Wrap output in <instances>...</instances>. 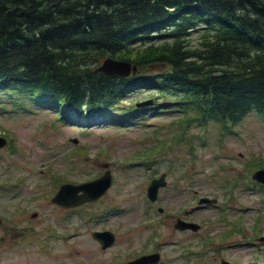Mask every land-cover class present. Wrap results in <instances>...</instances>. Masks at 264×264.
Returning a JSON list of instances; mask_svg holds the SVG:
<instances>
[{
	"label": "rangeland",
	"instance_id": "1",
	"mask_svg": "<svg viewBox=\"0 0 264 264\" xmlns=\"http://www.w3.org/2000/svg\"><path fill=\"white\" fill-rule=\"evenodd\" d=\"M197 38L196 34L191 36L192 45L196 46ZM153 68L156 73L166 69L160 64H153ZM142 90L143 87H138L127 91L122 105L147 100L150 94ZM12 103V98L0 95V104L5 106L0 109V137L3 131L10 132L5 135L15 149L10 152L11 143L0 148V186L7 183L0 187V214L23 225L30 216L20 217L22 209L37 212L32 219L38 234L33 231L32 235H21L14 233L8 224L1 226L0 234L5 233L8 242L0 250V264H119L121 259L116 260L119 256L131 257L135 252L137 256L158 252L159 264H219L220 260L230 264H264V259L257 258L264 250V245L257 242L258 236H264V197L258 187L245 188L251 186L248 173L260 165L256 157L264 160V118L257 113L251 112L230 131L210 122L206 128L194 126L189 130L192 133H186L183 121L180 131L173 129L172 121L182 116V110L178 109L173 110L178 113H148L143 121L121 125L115 124L116 119L76 118L72 114L79 123L70 124L64 123L63 112L35 105H29L28 112L12 107ZM142 113L137 112L135 119L142 118ZM70 139H77L79 144L67 142ZM179 143L183 145L176 147ZM192 145L189 154L187 150ZM82 146L88 152L62 160L71 156L73 147ZM152 162L155 163L145 164ZM49 168L54 172L50 175L51 188ZM105 169L110 170L113 180L103 198L75 207L79 210L76 213L49 201L62 185L92 182ZM161 174H165L166 184L159 190L157 201L151 203L146 199L149 179ZM232 178H239L237 188L221 187ZM20 179L22 182L16 185ZM230 185L235 186L236 181ZM231 191L234 199L230 201ZM200 198L217 202L195 208ZM85 207L86 214L94 213L93 218L85 216ZM159 207L173 217L163 221ZM222 213L230 221L240 220V230L223 244L219 239L215 244L212 238L226 229L225 224L217 221ZM178 216L198 224L200 229L195 233L178 232L173 227ZM260 216V230L251 239L253 230L258 228L252 227ZM152 220L162 225L157 231L161 236L149 244ZM47 227L79 235L67 242L45 243ZM94 231L112 232L113 246L101 250L92 237ZM207 236L212 237L210 249L199 251V239ZM189 243L193 254L187 258L183 246Z\"/></svg>",
	"mask_w": 264,
	"mask_h": 264
},
{
	"label": "trees",
	"instance_id": "2",
	"mask_svg": "<svg viewBox=\"0 0 264 264\" xmlns=\"http://www.w3.org/2000/svg\"><path fill=\"white\" fill-rule=\"evenodd\" d=\"M107 58L135 74L96 71ZM138 87L181 94L199 124L264 114V0H0V95L112 121Z\"/></svg>",
	"mask_w": 264,
	"mask_h": 264
},
{
	"label": "water",
	"instance_id": "3",
	"mask_svg": "<svg viewBox=\"0 0 264 264\" xmlns=\"http://www.w3.org/2000/svg\"><path fill=\"white\" fill-rule=\"evenodd\" d=\"M131 70L134 71L135 68L134 67L131 68L130 64L112 61L111 59H106L104 60L103 64L98 68L97 71H102L107 75L118 74L121 76H127ZM4 143H5L4 140L0 139V147H2ZM255 178L258 181L264 183V171H258L255 175ZM162 179L163 176L160 180L154 181L148 190V196L152 201L156 199L158 188L164 185ZM109 184H110V174L106 173V175L103 178L91 184L82 185L78 187L65 186L61 188L60 192L53 199V202L65 207L76 206L84 201H91L96 199L105 191V189L109 186ZM80 189L84 190L83 200L81 199L79 200V198H77L75 195L76 192ZM201 202H207V201L202 200ZM175 228L180 230H185V229H192L194 231L198 230L197 225L185 223L180 220L177 221ZM93 236L103 244V247H106L113 242V236L109 233H101V234L95 233L93 234ZM260 241H264V238H261ZM157 261H158V256L154 255V256L140 258L128 264H156Z\"/></svg>",
	"mask_w": 264,
	"mask_h": 264
},
{
	"label": "flooded vegetation",
	"instance_id": "4",
	"mask_svg": "<svg viewBox=\"0 0 264 264\" xmlns=\"http://www.w3.org/2000/svg\"><path fill=\"white\" fill-rule=\"evenodd\" d=\"M20 213H21L20 217H25V214L23 211H20ZM20 234L23 235V233H20Z\"/></svg>",
	"mask_w": 264,
	"mask_h": 264
}]
</instances>
